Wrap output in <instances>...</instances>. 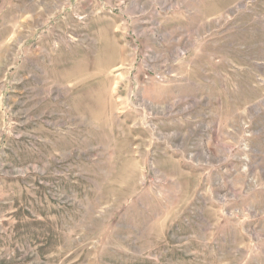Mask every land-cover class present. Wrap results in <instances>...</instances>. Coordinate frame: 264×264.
I'll return each instance as SVG.
<instances>
[{
	"label": "rangeland",
	"instance_id": "1",
	"mask_svg": "<svg viewBox=\"0 0 264 264\" xmlns=\"http://www.w3.org/2000/svg\"><path fill=\"white\" fill-rule=\"evenodd\" d=\"M0 264H264V0H0Z\"/></svg>",
	"mask_w": 264,
	"mask_h": 264
}]
</instances>
